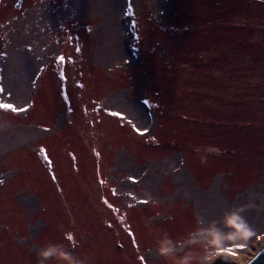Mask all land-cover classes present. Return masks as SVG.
Returning a JSON list of instances; mask_svg holds the SVG:
<instances>
[{
  "label": "rangeland",
  "instance_id": "obj_1",
  "mask_svg": "<svg viewBox=\"0 0 264 264\" xmlns=\"http://www.w3.org/2000/svg\"><path fill=\"white\" fill-rule=\"evenodd\" d=\"M123 1L0 0V99L31 109H0V264L49 246L81 264H207L233 214L252 235L214 264L264 242V0H127L129 29Z\"/></svg>",
  "mask_w": 264,
  "mask_h": 264
},
{
  "label": "clouds",
  "instance_id": "obj_2",
  "mask_svg": "<svg viewBox=\"0 0 264 264\" xmlns=\"http://www.w3.org/2000/svg\"><path fill=\"white\" fill-rule=\"evenodd\" d=\"M228 226L234 231L227 235H221L216 231H211L208 233L212 239L205 246V255L204 260L207 264H214V260L217 258L220 252L224 251L223 244L225 241H239L242 239L248 238L252 233L248 230V226L240 218L238 215H231L227 219ZM161 255H170L174 252V247L170 240H164L160 244V248L158 249ZM39 256L41 257L39 264H45L48 258L56 257L60 261H66L67 264H81L70 252L64 250L61 246H49L43 251L39 252ZM189 257H185V261H177V264H185Z\"/></svg>",
  "mask_w": 264,
  "mask_h": 264
},
{
  "label": "snow or ice",
  "instance_id": "obj_3",
  "mask_svg": "<svg viewBox=\"0 0 264 264\" xmlns=\"http://www.w3.org/2000/svg\"><path fill=\"white\" fill-rule=\"evenodd\" d=\"M89 30L91 31V29H89ZM77 51H79V49H77ZM58 59H59L62 63L66 62V58H65V56H63V55H60V56L58 57ZM66 79H67V77H65V80H66ZM80 87L83 88L84 85L81 84ZM4 92H5V89L3 88V86H0V93H4ZM7 95H8V96H11L12 94H11V92H8ZM65 96H66V98H67V93H66V92H65ZM145 103L147 104V103H149V102L146 100ZM0 109L11 110V111H13V112H22V111H26V110H27L25 107H22V106H21V107H17L16 104L6 102V101L3 100V99H0ZM86 110H87V109H85V111H86ZM98 110H99V109H97V111H98ZM104 111L108 112V114H109L110 116H113V117H119V118H121V119H128V118H127V115H126L125 113L120 112V111H112L111 109H109V108H107V107L104 108ZM128 123L131 124L132 128H133L137 133H140L141 135H143L145 132L148 131L147 128H144L143 131H142L141 128L137 127L136 124L133 123L132 120H130V119H128ZM45 131H48V129H45ZM97 155H99V153H97ZM45 158L47 159V156H45ZM48 163H49V165H51V163H52L51 160H49ZM52 178H53V179L56 178V177H55V174H53ZM129 179H131L133 182H136V178H135V177H130ZM0 183H3V181H0ZM100 183H104V181L101 180ZM113 194L115 195V189H113ZM139 202L142 203V204H147V203H148L147 200H141V201H139ZM104 203L107 204L108 207L111 208V209H113L114 211H119V209L114 208V206H113L112 204L108 203L107 199H105ZM129 206L131 207V205H129ZM121 220H123V217H121ZM109 227H111V225H109ZM127 230H128L129 236H130L131 239H132V242H133L134 244H136V247H137V249H138V248L140 247V245H139L138 243H136V236H135V233L132 232V230H131L130 227H128ZM68 239H69V240H74V238H73L72 235H68ZM228 251H231V249H228ZM139 260H140L141 262H143V264H147V261L145 260V257H144V256H140V257H139Z\"/></svg>",
  "mask_w": 264,
  "mask_h": 264
},
{
  "label": "water",
  "instance_id": "obj_4",
  "mask_svg": "<svg viewBox=\"0 0 264 264\" xmlns=\"http://www.w3.org/2000/svg\"><path fill=\"white\" fill-rule=\"evenodd\" d=\"M245 264H264V245Z\"/></svg>",
  "mask_w": 264,
  "mask_h": 264
},
{
  "label": "bare ground",
  "instance_id": "obj_5",
  "mask_svg": "<svg viewBox=\"0 0 264 264\" xmlns=\"http://www.w3.org/2000/svg\"><path fill=\"white\" fill-rule=\"evenodd\" d=\"M173 2V1H172ZM123 5H124V2H123ZM165 20V18H164ZM66 68V67H65ZM264 245V242H262L260 245H259V248H261V246Z\"/></svg>",
  "mask_w": 264,
  "mask_h": 264
},
{
  "label": "trees",
  "instance_id": "obj_6",
  "mask_svg": "<svg viewBox=\"0 0 264 264\" xmlns=\"http://www.w3.org/2000/svg\"><path fill=\"white\" fill-rule=\"evenodd\" d=\"M255 29H257V27H256ZM155 106H158V103H155ZM97 143H98V146H99V142H97ZM203 149H204V148H203ZM205 149H206V148H205ZM205 149H204V150H205ZM74 158H75V157H74ZM74 158H73V159H74Z\"/></svg>",
  "mask_w": 264,
  "mask_h": 264
}]
</instances>
